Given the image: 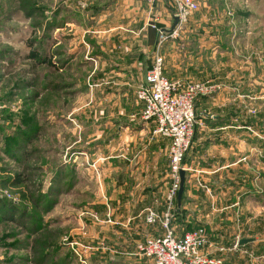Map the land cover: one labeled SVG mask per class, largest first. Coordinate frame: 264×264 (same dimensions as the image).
I'll return each instance as SVG.
<instances>
[{
	"label": "rangeland",
	"instance_id": "374dc122",
	"mask_svg": "<svg viewBox=\"0 0 264 264\" xmlns=\"http://www.w3.org/2000/svg\"><path fill=\"white\" fill-rule=\"evenodd\" d=\"M93 3L96 0H0V199L19 207L30 220L39 216V227L44 223L51 229L45 236L29 237L16 222H0V264H128L126 233L134 230L126 228V206L117 213L115 224L105 211L94 218L91 207L113 190L109 180L113 168L104 157L126 155V131L116 132L106 110L112 100L118 101L113 96L118 87L105 85L106 79L93 81L92 52L82 42L83 29L92 23ZM50 19L56 26L49 32ZM189 21L218 29L207 33L217 48L200 53L207 61L202 66L205 72L221 75L226 85L235 81L239 85L253 74L254 90L246 91L252 99L246 98L244 111L251 110V134L259 140L264 161V0L199 1V10ZM65 22L69 25L60 30L58 25ZM33 51L46 54L54 66H40ZM94 83L103 84L102 91L87 95ZM55 85L57 90H52ZM80 105H88L87 111H76ZM261 161L258 167L264 168ZM58 168L64 173L61 179L55 175ZM257 173H261L257 190L244 194V203L227 213L217 240L223 254H215L222 264H264V173L261 169ZM14 177L20 184L14 185ZM51 189L58 194L49 198ZM39 195L55 202L49 214L33 207L32 199ZM149 209L146 239L151 237L149 228L161 226L159 221H147ZM137 237L131 245L136 244L132 248L140 255L146 239ZM243 239L250 241L240 244ZM38 249L45 255H38L42 253ZM128 258L130 264H138L134 255ZM144 258L145 264H154Z\"/></svg>",
	"mask_w": 264,
	"mask_h": 264
},
{
	"label": "crops",
	"instance_id": "0c3cea01",
	"mask_svg": "<svg viewBox=\"0 0 264 264\" xmlns=\"http://www.w3.org/2000/svg\"><path fill=\"white\" fill-rule=\"evenodd\" d=\"M173 12L171 0H157L153 6L144 0H96L90 6L91 26L83 29L82 42L92 52L90 77L93 81L109 80L104 84L118 87L113 93L118 101L114 99L107 105L109 108L106 107L110 112L108 120L116 132L126 131V155L113 153L104 157L113 168L109 175L113 190L102 201L92 202V214L99 219V214L105 211L106 217L115 224L118 223L115 220H119L117 213L126 206V228L134 230L126 233L128 264L131 263L128 257L132 255L138 264L148 260L132 248L136 244L131 245V241L139 235V239H146L143 237L148 234L144 232L147 209L153 208L158 215H164L171 185L170 141L154 134V124L143 119L142 106L136 98V89L153 67L157 52L164 57L165 75L173 81H212L220 87L215 94L200 97L196 103L195 135L184 162L185 189L181 201L177 197L175 203L173 228L176 233L182 235L190 229L205 227L209 234L205 253L212 258H217V253L223 254L224 247L217 240L223 234L227 215L244 203V194L257 190L256 179L261 174L258 170L264 173V168L258 167L263 158L259 140L251 134L254 124L249 115L251 110L244 111L248 104L246 98L252 99V94L246 91L254 90L253 74H246L249 79L238 81L239 85L237 81L226 85L221 75H213L210 70L205 72L202 66L207 61L200 53L203 49L217 48L216 40L207 36L208 32L218 30L217 27L188 24L193 14L178 28ZM106 16L114 19L105 21ZM154 17L159 18V26L167 35L177 30L179 37H169L159 44L158 33L151 26ZM185 33L189 36L185 37ZM101 85L94 83L87 95L102 91ZM87 107L76 106V111H87ZM261 162L264 165V161ZM148 230L149 238L164 234L161 226ZM93 249L99 251L98 247Z\"/></svg>",
	"mask_w": 264,
	"mask_h": 264
},
{
	"label": "built area",
	"instance_id": "2783aa9c",
	"mask_svg": "<svg viewBox=\"0 0 264 264\" xmlns=\"http://www.w3.org/2000/svg\"><path fill=\"white\" fill-rule=\"evenodd\" d=\"M153 6L157 0H144ZM173 18H178V28L199 10L197 0H171ZM151 26L157 31L159 44L169 37L178 36L175 30L170 36L159 26V18L154 17ZM164 57L157 52L154 65L136 89L137 101L142 106V117L154 124V134L170 141L171 185L167 194L166 211L161 217L149 209L147 221H159L164 234L149 238L141 248L143 257L152 259L155 264H222L210 257L204 249L209 244L206 228L198 227L182 235L173 228L175 203L180 189V171L186 170L185 157L192 146L196 129V102L200 97L212 96L219 85L212 81L183 82L173 81L164 73Z\"/></svg>",
	"mask_w": 264,
	"mask_h": 264
},
{
	"label": "trees",
	"instance_id": "16d2710c",
	"mask_svg": "<svg viewBox=\"0 0 264 264\" xmlns=\"http://www.w3.org/2000/svg\"><path fill=\"white\" fill-rule=\"evenodd\" d=\"M89 10H90V7H89ZM65 23L58 25V27L62 28L65 25ZM54 24H55L54 19L48 20L47 21V31L50 32L51 30H53L54 26H56ZM49 38H50V35H49ZM0 54H2V53H0ZM58 54L60 55V53H58ZM31 56H32V58H34V60H36L38 62V64L40 66H45V65L54 66L52 61L46 57V54L43 55V57H42L39 55V53L33 51ZM0 58H2V57L0 56ZM52 90H57L56 85L54 86V89H52ZM59 90H60V87H59ZM16 145H17V142L14 143V146H16ZM67 174L71 175V172L69 171V173H67ZM55 175L59 179H61V176H64V173H62L61 168H58ZM10 180H12V179L10 178ZM13 180L16 181L14 183V185L20 184L19 183L20 181H18L19 179L16 180V177H14ZM54 194H58V193L55 192L54 189L49 190V193H48L49 198H51V196ZM32 203L34 205L33 207L35 209L42 210V212H44L43 214H47V213L49 214L51 212L52 206H55L54 205L55 202H53L51 199H48L46 197V195H41V196L39 195L36 198H33ZM19 213H21L20 217H19ZM22 218H26V219L30 220L29 216L26 217V212L20 210L19 207L14 206L11 203H8L6 200L0 199V222L1 223H14V222H16L17 225H19L21 228L26 229V232H27L29 237H31V236L35 237L37 235L45 236V235L49 234L51 229H50V226L48 224L45 226L43 223L42 227H39L40 224L42 223V220H40L39 216H37V217L33 216L32 219L30 220V222H31L30 224L28 222H26V223L22 222L21 221ZM196 228H198V227H196ZM196 228H193V229H196ZM193 229H190L188 231H192ZM188 231H186V232H188ZM186 232H184V233H186ZM44 244H47V246L49 245V243H46L45 241H44ZM42 247L44 248V245H42ZM42 247H40V248H42ZM44 249H38L39 252H42L41 254H38V255H42V256L45 255ZM35 252H36V248H35ZM48 253H51V251H48ZM49 256H51V255H49ZM23 260H25V259H23Z\"/></svg>",
	"mask_w": 264,
	"mask_h": 264
},
{
	"label": "water",
	"instance_id": "95a60500",
	"mask_svg": "<svg viewBox=\"0 0 264 264\" xmlns=\"http://www.w3.org/2000/svg\"><path fill=\"white\" fill-rule=\"evenodd\" d=\"M179 22L178 18H175V25H177ZM180 178H181V183H180V189L178 192V201L180 202L184 193V189H185V181H186V171L185 170H181L180 171ZM250 240L248 239H243L240 241V244H246L248 243Z\"/></svg>",
	"mask_w": 264,
	"mask_h": 264
}]
</instances>
